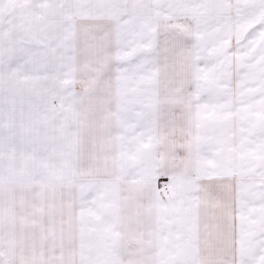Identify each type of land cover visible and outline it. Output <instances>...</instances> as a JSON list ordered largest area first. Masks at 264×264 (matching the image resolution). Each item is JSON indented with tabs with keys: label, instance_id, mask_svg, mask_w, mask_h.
I'll list each match as a JSON object with an SVG mask.
<instances>
[{
	"label": "snow or ice",
	"instance_id": "6c2138e0",
	"mask_svg": "<svg viewBox=\"0 0 264 264\" xmlns=\"http://www.w3.org/2000/svg\"><path fill=\"white\" fill-rule=\"evenodd\" d=\"M0 264H264V0H0Z\"/></svg>",
	"mask_w": 264,
	"mask_h": 264
}]
</instances>
